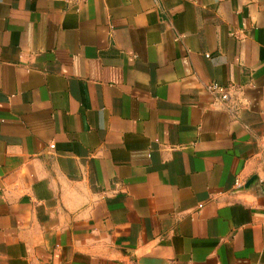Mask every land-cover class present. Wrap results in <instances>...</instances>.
Masks as SVG:
<instances>
[{"label":"crops","instance_id":"1","mask_svg":"<svg viewBox=\"0 0 264 264\" xmlns=\"http://www.w3.org/2000/svg\"><path fill=\"white\" fill-rule=\"evenodd\" d=\"M0 264H264V0H0Z\"/></svg>","mask_w":264,"mask_h":264},{"label":"built area","instance_id":"2","mask_svg":"<svg viewBox=\"0 0 264 264\" xmlns=\"http://www.w3.org/2000/svg\"><path fill=\"white\" fill-rule=\"evenodd\" d=\"M208 89L210 90V92L220 95V97L224 101L229 100L230 97H231L230 89L228 87L224 86V85H221L218 82L210 83V85L208 86ZM51 146L54 147V145H51ZM235 185L237 187L241 186L240 179H236Z\"/></svg>","mask_w":264,"mask_h":264},{"label":"water","instance_id":"3","mask_svg":"<svg viewBox=\"0 0 264 264\" xmlns=\"http://www.w3.org/2000/svg\"><path fill=\"white\" fill-rule=\"evenodd\" d=\"M253 181H254V178L251 179V180L247 183L246 187H248Z\"/></svg>","mask_w":264,"mask_h":264}]
</instances>
